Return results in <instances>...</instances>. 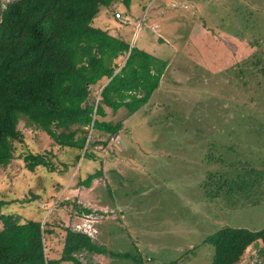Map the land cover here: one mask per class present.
Here are the masks:
<instances>
[{
  "label": "rangeland",
  "instance_id": "374dc122",
  "mask_svg": "<svg viewBox=\"0 0 264 264\" xmlns=\"http://www.w3.org/2000/svg\"><path fill=\"white\" fill-rule=\"evenodd\" d=\"M8 1L0 0V7ZM169 1L100 6L93 25L167 56L160 84L136 111L106 106L99 118L122 119V128L117 134L90 129L85 155L84 148L65 145L59 122L50 136L21 117L23 140L13 142L12 159L0 166V198L8 201L3 212L51 228L73 212L66 202L79 179L101 168L93 191L128 204L126 217L111 227L117 237L108 246L139 251L145 264H212L216 229L264 226V163L256 161L264 159V0H198L200 29L181 32L176 49L158 39L162 25L150 28L163 22L159 9ZM175 1L179 7L183 2ZM98 86L90 100L100 98ZM28 151L43 153L49 165L29 170L23 160ZM63 235V229L45 235L49 254L59 252ZM189 243L201 246L189 249ZM117 263L134 264L126 258ZM235 264H264L260 240Z\"/></svg>",
  "mask_w": 264,
  "mask_h": 264
},
{
  "label": "trees",
  "instance_id": "16d2710c",
  "mask_svg": "<svg viewBox=\"0 0 264 264\" xmlns=\"http://www.w3.org/2000/svg\"><path fill=\"white\" fill-rule=\"evenodd\" d=\"M115 1L9 0L0 7V166L12 159L13 142L23 140L17 125L21 117L50 136L54 135V122H59L65 145L84 148L85 155L90 129L117 134L122 128V119L99 118L106 115V106L113 112L121 106L128 112L136 111L158 88L168 64L166 59L92 24L100 6H110ZM120 1L129 4V0ZM120 57L122 64L118 62ZM103 78L107 81L98 86ZM96 85L100 98L90 100ZM23 160L29 170L49 165L43 153L28 151ZM256 161L264 163L259 157ZM101 175L99 168L79 179V184L88 187ZM70 202V217L91 210L79 202ZM6 203L0 198V264H58L62 260L97 264L93 257L96 253L145 264L139 251L136 254L109 249L70 224L63 227L59 257H49L45 235L53 229L46 227V221H20L18 215L3 212ZM212 236V264L239 262L254 240H260L264 253V226L253 230L225 225Z\"/></svg>",
  "mask_w": 264,
  "mask_h": 264
},
{
  "label": "crops",
  "instance_id": "0c3cea01",
  "mask_svg": "<svg viewBox=\"0 0 264 264\" xmlns=\"http://www.w3.org/2000/svg\"><path fill=\"white\" fill-rule=\"evenodd\" d=\"M198 3H199L198 0H183V2H181L179 7L178 6L179 4L175 0L169 1L167 4L162 6L161 9H159V14L164 18L163 22L162 20L160 21V23L155 21L153 22V24L150 25V28L154 29L156 26L162 25L160 26L161 27L160 30L162 33H158V39L169 42L171 46L175 49L178 48L181 44L180 40L182 39L181 32L183 31L186 32L187 30H190L189 28H193L192 29L193 31H198L200 29L198 11L201 6L198 5ZM188 7H190L189 11H187ZM162 11H164L163 14ZM161 58L167 60V56ZM122 62L123 59L120 62V64H122ZM106 81H107L106 78H103L101 80L102 83ZM94 185H95V179L88 187L81 185L80 188L77 187L71 189L73 197L72 199L67 200L66 203H70L72 205L70 201H76L86 207H89L91 210L90 212H84L79 214L75 213L71 217L70 214H68V216L65 219L59 217V219H57L56 222L50 226L51 229H53V232L48 233L50 236L55 235L56 232H58V230L62 231L65 225L70 224L72 228L85 231L92 237L96 238L100 243H103L107 248H109L108 243H110L112 240H114L117 237V234H115L112 231L111 227L118 222L117 219L126 217V211H128L126 207L128 206V204L124 205L125 198L119 196L113 198L114 194H112V197L110 198L109 192H108V198L104 196L103 193L94 192L93 191ZM66 203L64 205H66ZM62 245L60 246L59 252H57L55 255H52L49 254V252L53 251L52 245L48 246V244H46V249L49 257L52 258L59 257L62 249ZM197 246L199 247L201 245H197ZM197 246L189 243L188 248L194 249L195 247L197 248ZM116 251H121V250H116ZM93 257L96 260L97 264H118L117 261L119 258V257L114 258L99 253L94 254ZM192 258L194 257H187V259H190L189 260L190 262L193 260ZM146 259L147 261L152 260L150 256H147ZM62 261H66V260H62ZM169 261H172L175 264L180 263V261L178 262L177 259L169 260ZM158 264H162V262L161 263L158 262Z\"/></svg>",
  "mask_w": 264,
  "mask_h": 264
},
{
  "label": "built area",
  "instance_id": "2783aa9c",
  "mask_svg": "<svg viewBox=\"0 0 264 264\" xmlns=\"http://www.w3.org/2000/svg\"><path fill=\"white\" fill-rule=\"evenodd\" d=\"M114 15H115L116 17H119V18H123V17H124L123 14H122L121 12H119V11H115V12H114ZM82 224H85V223H82ZM77 225H79V224H77Z\"/></svg>",
  "mask_w": 264,
  "mask_h": 264
},
{
  "label": "water",
  "instance_id": "95a60500",
  "mask_svg": "<svg viewBox=\"0 0 264 264\" xmlns=\"http://www.w3.org/2000/svg\"><path fill=\"white\" fill-rule=\"evenodd\" d=\"M42 223H43V221H42Z\"/></svg>",
  "mask_w": 264,
  "mask_h": 264
}]
</instances>
